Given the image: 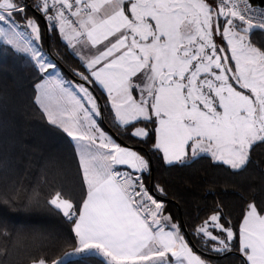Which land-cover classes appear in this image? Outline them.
I'll use <instances>...</instances> for the list:
<instances>
[{
  "label": "snow or ice",
  "instance_id": "6c2138e0",
  "mask_svg": "<svg viewBox=\"0 0 264 264\" xmlns=\"http://www.w3.org/2000/svg\"><path fill=\"white\" fill-rule=\"evenodd\" d=\"M74 2V11L70 0H52L51 5L49 0H40L37 9L46 15L50 8L55 10L56 15L48 19L59 22L62 34L72 25L65 9L73 16L83 14L71 38L85 36L93 47L104 45L87 67L114 101L121 124L155 117V147L162 150L167 163L182 161L190 147L193 157L209 153L232 169L246 166L253 145L264 142V51L253 47L245 34L264 29V9H253L248 0H219V4L210 0ZM105 5L112 11L100 15ZM24 7L17 0H0V22L9 25L0 27L5 45L15 44L21 36L15 32L12 17L24 12ZM249 12L255 14L256 23L245 15ZM219 17L225 18L223 26ZM28 26L38 37L36 22L28 19ZM214 35L227 41L230 56ZM81 78L89 80L83 74ZM133 89L141 93L139 102L131 94ZM79 91L91 105L84 109L76 101L85 119L99 115L88 89L80 85ZM49 120L56 123L51 115ZM65 131L77 138L73 130ZM134 135L147 136V132L137 130ZM78 138L90 141L81 146L86 189H82L80 203L74 206L59 192L50 200L73 224L75 246L52 264H89L97 256L104 258V264H204L177 225L170 224L166 231L161 224L162 204L135 175L147 170V161L103 133L95 151L91 148L95 137L80 132ZM118 165H128L131 171L122 174ZM219 219L215 214L210 217L216 228L226 232L227 241H232V228H223ZM208 223L197 232L227 248L225 240L208 231ZM239 245L244 264H264V213L254 203L248 205L241 222ZM38 264L46 262L41 259Z\"/></svg>",
  "mask_w": 264,
  "mask_h": 264
},
{
  "label": "trees",
  "instance_id": "16d2710c",
  "mask_svg": "<svg viewBox=\"0 0 264 264\" xmlns=\"http://www.w3.org/2000/svg\"><path fill=\"white\" fill-rule=\"evenodd\" d=\"M217 1L210 0L213 4ZM250 2L264 4V0ZM41 14L48 26L50 53ZM28 19L38 22L39 46L46 54L67 77L80 79L96 96L102 126L120 143L147 157L149 168L143 184L148 194L163 204L162 213L178 226L191 248L207 264H244L239 245L241 222L249 204L264 211V142L253 145L242 169H232L209 155L166 163L155 147V119L120 125L105 94L62 40L48 14L34 4L13 15L20 27L26 26ZM250 36L264 51V31L253 29ZM81 74L89 80H83ZM42 78L30 55L0 44V264H31L41 259L51 264L75 246L73 224L50 200L59 192L78 206L86 185L75 144L63 129L48 121L36 102L37 84ZM139 124L148 130L143 139L132 134ZM214 214L220 216L218 223L223 228L231 227L234 232V239L227 241L226 232L208 227L218 240L226 241L227 248L197 232L205 221L212 224L210 217ZM216 243L223 249L214 251ZM89 264H104V260L93 257Z\"/></svg>",
  "mask_w": 264,
  "mask_h": 264
},
{
  "label": "crops",
  "instance_id": "0c3cea01",
  "mask_svg": "<svg viewBox=\"0 0 264 264\" xmlns=\"http://www.w3.org/2000/svg\"><path fill=\"white\" fill-rule=\"evenodd\" d=\"M111 11H112L111 7L108 6V5H105V7L101 9L100 15L109 14ZM82 18H83V15L81 17H78V20H80ZM12 19H13V17H12ZM220 19H221V22L224 23V19H222V18H220ZM0 27L8 28L9 25L5 24L3 22H0ZM16 27H17V25H16ZM78 27L79 26H75V25H71V27L66 26L65 27V31L62 34L61 31H60V25H57V29H58V32H59L60 37L62 38V40L68 45V47L70 48L72 53L82 62V64L88 70L89 75L91 76V70L87 67L88 61L94 55L98 54V50H103V46L104 45L103 44H99V45H96L95 47H93L91 45V43L87 41L85 36H81V37H79L77 39H72L71 37L74 36L73 29L74 28H78ZM1 43L4 44L3 38H0V44ZM104 43H107V42L105 41ZM221 47L225 48L226 45L223 44V46H221ZM36 49H38V48H36ZM39 52H40V50H39ZM228 54L230 56L229 51H227V55ZM35 62L37 64L38 68L43 73L42 80L40 82H38V84H37L36 102H37L38 106L42 109V111L44 112V114H45L46 118L48 119V121H50L49 120V115H51L52 119L56 121V123H52L50 121L52 124L57 125L58 127L63 129L64 131H65V128H68V129H71V130L74 131V135L77 136L76 139H74L73 136H69V135L68 136L71 138V140L73 141V143L76 146L79 160H80V154H79L80 145H88V144H90V141H88V140H83L82 141V140H80L78 138L79 133L80 132H84L87 135L95 137V144L91 145V148H92L93 151H95L96 147L99 146V144H100V134L103 133L106 137H109L116 145H118L121 148H127V149H130L132 151H135L138 155L143 157L144 160L147 161V163H148V159H147V157L144 154L140 153L138 150H136L134 148L128 147V146L120 143L119 140L117 138H115L112 135V133L108 129L104 128L103 126H102L103 128L102 127H100L101 129L99 128V126H101V125L98 124L99 117H100V114H101V109H100L99 101H98V99L96 98V96L93 93L91 94V96H92V98L94 99V101L96 103V109L99 112V115H96L95 113H93L92 116L90 117V119H85L84 110L81 109L77 105L76 101H80V103L83 104L84 109H91V105L87 106V105L84 104L83 99L79 98L77 95H71V93L69 91L70 85H69V83H68L69 81L67 79H65L64 77H62L63 79H61L59 77L55 78L53 76L47 75L46 73H44V69L42 68V66L38 62V60H36ZM97 67H99V66H97ZM92 79H94V78H92ZM133 80H134L135 83H140L139 81L135 80V78H133ZM55 81L58 82L59 85L57 83H55ZM96 84L102 90V92L105 94V96L107 98V101H108V103H109V105H110V107L112 109V112L114 114V117H115L116 121L122 126H127V125L121 124L119 122V120H118V118L116 116V110L113 107V102L114 101L109 98L107 90H105L97 82H96ZM58 89H59V91L65 90L63 92H66L65 96H64L65 97L64 98L65 99L64 100L65 101V106H64L63 109L57 104L56 91ZM131 94H132L133 98L137 102H139L140 95H141L140 91L138 89H133ZM61 99H63V97H61ZM152 119H155V117H152ZM139 121H146V120L143 117H141V118H139L137 120L131 121L128 125L137 123ZM92 122H95V127L94 128L92 127ZM156 127H157V124H156ZM137 130H143V131L148 133V130L146 129V127H144L141 124H139V125L134 127V129L132 130V134L134 135V133ZM65 132L68 134L67 131H65ZM134 136L136 138H141V139L146 137V136H136V135H134ZM155 140H156V132H155ZM78 143H81V144H78ZM108 150H110V149H101V151H108ZM160 152L162 153L163 158H164V153L162 152V150H160ZM199 155H209V156H211L209 153H203V152L199 153L197 156H199ZM191 158H195V157L192 156L191 148L189 147L187 149V155L183 158V160H186V159L188 160V159H191ZM164 161H165V158H164ZM176 162H180V161H173L172 163H176ZM168 164H171V163H168ZM116 167H123V168H126L129 171H131V169H130V167L128 165H118ZM148 168H149V163H148ZM148 168L143 173L137 172V173H135V175L140 176L142 181H143L144 177H145V174L148 171ZM82 171H83V168H82ZM262 213H264V211ZM165 218H169V216L165 214V215L161 216L159 219L161 221V224L165 227V230L167 231V230H170L169 225L173 224V223L171 222V219L170 220H166ZM208 227H215V226L213 224H211V225H208ZM208 231H209V229H208ZM184 240H185V238H184ZM188 246L191 248L189 243H188ZM217 248H218V250L219 249H221V250L223 249L222 246H217ZM191 250H192L194 255L198 256L202 261H204V264H207L206 261L202 257H200V255H198L192 248H191ZM101 258L104 260L103 257H101ZM35 264H38V262L35 263Z\"/></svg>",
  "mask_w": 264,
  "mask_h": 264
},
{
  "label": "rangeland",
  "instance_id": "374dc122",
  "mask_svg": "<svg viewBox=\"0 0 264 264\" xmlns=\"http://www.w3.org/2000/svg\"><path fill=\"white\" fill-rule=\"evenodd\" d=\"M223 19V18H222ZM225 20V19H224ZM36 22V24L38 25L39 27V36H40V26L38 24V22L36 20H34ZM239 23V21H236ZM17 25V27H15V32L16 33H20L21 36L19 38L16 39V43L15 44H8V46L12 47L13 49H17L19 48L20 50L19 51H22L28 55H30L34 61L38 60V62L41 64L42 68L44 69V73H46L47 75H50V76H53V77H59L61 79H63L62 77H64L65 79H67L69 82V91L71 93V95H77L79 98L83 99L84 101V104L87 105V106H90V104L88 103V101L86 99H84V94L82 92L79 91V86L80 85H83L85 88L88 89V92L92 94V91L90 90V88L84 84V83H81V82H78L76 80H73L69 77H67L63 70L46 54L45 50L40 47V42H39V36L37 37L36 34H34L32 32V29L28 26V22H26V26L24 27H20L17 23H15ZM221 26H223V22L221 23ZM223 30V27H221V31ZM246 36V40L248 42L251 43V45L253 47H256L258 48L252 41V38L250 36V33L249 34H245ZM213 39L215 40V42L220 46H223V44L226 45L225 47V50H226V54H227V51H228V45H227V41L225 39H223V37L221 35H214ZM3 44V43H1ZM5 45V44H3ZM38 48V49H36ZM230 53V51H229ZM229 55V54H228ZM231 55V53H230ZM51 65V66H49ZM234 67V66H233ZM57 73V74H56ZM55 83L58 84V82L55 81ZM59 85V84H58ZM59 87V86H58ZM65 90H62V91H59V89L56 91V99H57V104L63 109L64 106H65V93L66 92H63ZM60 92V93H59ZM61 97H63V99H61ZM99 125V128L102 127V124L100 123V119H99V122H98ZM103 128V127H102ZM101 129V128H100ZM112 133V132H111ZM113 135V134H112ZM114 136V135H113ZM115 137V136H114ZM78 144H81V143H78ZM79 146V145H78ZM81 146L80 145V149H79V154L81 156ZM187 160V159H186ZM152 197V196H151ZM154 199V198H153ZM155 200V199H154ZM156 201V200H155ZM157 203H161V202H158L156 201ZM162 204V203H161ZM150 207L154 210L155 206L154 205H150ZM162 208H163V204H162ZM164 214L162 213L161 211V215L158 217L160 218L161 216H163ZM213 235V234H212ZM217 242V241H216ZM218 244H214L212 246V249L214 251H220L221 249L218 250L217 248ZM37 262H34V263H31V264H35ZM48 264V263H46ZM52 264V263H51Z\"/></svg>",
  "mask_w": 264,
  "mask_h": 264
},
{
  "label": "built area",
  "instance_id": "2783aa9c",
  "mask_svg": "<svg viewBox=\"0 0 264 264\" xmlns=\"http://www.w3.org/2000/svg\"><path fill=\"white\" fill-rule=\"evenodd\" d=\"M39 2H40V0H26L25 2L22 3V5L27 7V6H32L34 4H38ZM70 2H72L74 4V7H73V11H74L75 10V2H74V0H70ZM51 3H52V0H49V5H51ZM248 3L252 6L253 9H264V4H253V3L250 2V0H248ZM217 4H219V0L217 1ZM239 7H240L241 10H243L244 4L240 3ZM47 14H48V16H53L54 17L56 15V12H55V10H52L50 8V10H49V12ZM245 15L246 16H251L253 18V23L257 22V19H256L254 13L249 12V13H245ZM65 16L72 22V25L79 26L78 25V21H79L78 17L71 15V12H69L66 9H65ZM219 18L225 19L224 17H219ZM49 21L56 27H57V25H59V22L56 21L55 19H52V20L49 19ZM256 29H259V28H256ZM260 30L264 31V29H260ZM117 168L122 174L130 172L128 169L123 168V167H117Z\"/></svg>",
  "mask_w": 264,
  "mask_h": 264
},
{
  "label": "water",
  "instance_id": "95a60500",
  "mask_svg": "<svg viewBox=\"0 0 264 264\" xmlns=\"http://www.w3.org/2000/svg\"><path fill=\"white\" fill-rule=\"evenodd\" d=\"M41 17H42L43 22H44V24H45L46 40H47V50H48V52L50 53V47H49V44H48V26H47V24H46V19H45V17H44L42 14H41ZM78 81L82 83V81H81L80 79H78ZM112 134H113V133H112ZM113 135H114V134H113ZM114 136H115V135H114ZM115 138H117V137L115 136ZM117 139H118V138H117ZM151 170H152V167H151ZM151 189H153V178L151 179ZM182 224H183V223H182ZM183 227H184V225H183ZM185 231H186V230H185ZM188 239H189L190 243H192L191 238L188 237Z\"/></svg>",
  "mask_w": 264,
  "mask_h": 264
}]
</instances>
